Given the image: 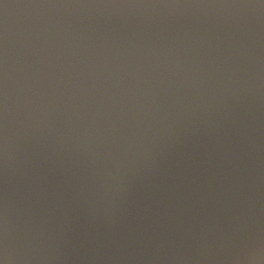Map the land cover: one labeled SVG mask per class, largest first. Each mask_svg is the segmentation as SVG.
<instances>
[{"label": "water", "instance_id": "obj_1", "mask_svg": "<svg viewBox=\"0 0 264 264\" xmlns=\"http://www.w3.org/2000/svg\"><path fill=\"white\" fill-rule=\"evenodd\" d=\"M0 264H264V0H0Z\"/></svg>", "mask_w": 264, "mask_h": 264}]
</instances>
